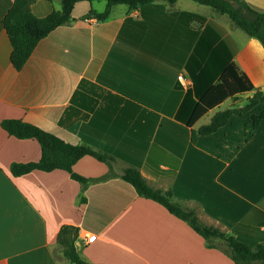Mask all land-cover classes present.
Instances as JSON below:
<instances>
[{"label": "crops", "instance_id": "0c3cea01", "mask_svg": "<svg viewBox=\"0 0 264 264\" xmlns=\"http://www.w3.org/2000/svg\"><path fill=\"white\" fill-rule=\"evenodd\" d=\"M244 1L264 9V0ZM12 2L0 0V122L21 119L101 150L112 157L114 174L84 188L60 168L13 175L10 164L39 160L41 147L0 124V264H73L56 243L63 224L78 227L75 247L84 264H237L161 203L139 195L121 173L136 167L151 187L170 190L227 235H236L232 227L242 219V233L264 232V114L250 132L245 128L264 104L231 115L194 143L191 128L204 115L228 99V106H241L251 92L186 124L198 100L192 73L215 48L264 87L260 41L195 0L117 3L103 20L91 10L104 11L106 0H80L71 19L42 37L16 69L2 24ZM30 9L44 16L60 9V0H34ZM72 169L91 178L109 165L85 154ZM81 232L95 238L84 241Z\"/></svg>", "mask_w": 264, "mask_h": 264}, {"label": "trees", "instance_id": "16d2710c", "mask_svg": "<svg viewBox=\"0 0 264 264\" xmlns=\"http://www.w3.org/2000/svg\"><path fill=\"white\" fill-rule=\"evenodd\" d=\"M34 0H13L11 7L2 18V24L9 36L12 50L10 61L14 68L20 69L31 54L37 42L58 25L71 19V11L75 2L80 0H60V9H54L44 16L32 13L30 5ZM104 11L91 13L103 20L108 17L110 8L117 3H124L128 8L149 3L152 0H106ZM173 2L174 0H166ZM206 4L220 13L226 14L232 23L244 30L249 36L257 38L264 48V9L258 8L244 0H195ZM206 47V46H205ZM205 48L202 52H207ZM211 60H207L201 69L192 73L198 100L190 113L187 126H191L197 119L209 110L217 107L227 98H235L239 94L251 92L241 106H228L217 109L210 116L208 122L191 128L190 140L196 142L198 136L216 131L224 125L231 115H241L258 103L264 104V87L254 86L248 76L240 71L230 59H222L224 53L215 48ZM218 68V69H217ZM264 114L262 110L253 114L250 121L245 123L247 131H251ZM3 129L18 138H35L41 147V156L37 161L12 162L10 170L13 175H20L32 169L52 170L60 168L66 170L70 177L77 180L81 187L90 181H98L112 176V157L107 153L92 148L85 143L72 144L64 141L57 135L40 128L37 125L17 118H4L0 122ZM89 154L109 165V171L99 177H84L72 169V165L81 156ZM121 177L131 183L136 192L144 197L151 198L169 212L185 220L205 240L208 247H218L214 240H221L226 248H221L237 264H264V232L250 233L240 230L243 219L237 222L232 230L236 235H227L217 226L203 223L194 209L183 206L173 198L170 190L161 191L151 187L142 177L136 167H127ZM84 199L81 197V200ZM253 228V227H252ZM239 232V233H238ZM78 236V227L71 224L60 226L56 243L62 254L73 264H84L85 260L76 250L75 241Z\"/></svg>", "mask_w": 264, "mask_h": 264}, {"label": "rangeland", "instance_id": "374dc122", "mask_svg": "<svg viewBox=\"0 0 264 264\" xmlns=\"http://www.w3.org/2000/svg\"><path fill=\"white\" fill-rule=\"evenodd\" d=\"M244 99H245V95H243L242 97H241V102H243L244 101ZM231 103V99H228V100H226V101H224L223 103H222V105L220 106V108H224V107H227L229 104ZM212 112H209L207 115H204L202 118H201V120H200V122L201 123H205V122H207L208 120H209V116H210V114H211ZM213 243H215L218 247H220V248H226V245L221 241V240H214L213 241Z\"/></svg>", "mask_w": 264, "mask_h": 264}, {"label": "built area", "instance_id": "2783aa9c", "mask_svg": "<svg viewBox=\"0 0 264 264\" xmlns=\"http://www.w3.org/2000/svg\"><path fill=\"white\" fill-rule=\"evenodd\" d=\"M178 77H182V75H178ZM81 237L84 241H92L95 238V234H88L86 232H81Z\"/></svg>", "mask_w": 264, "mask_h": 264}]
</instances>
